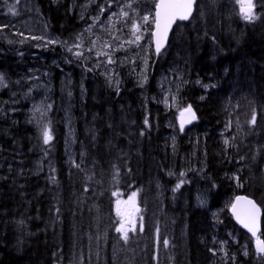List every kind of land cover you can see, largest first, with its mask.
Listing matches in <instances>:
<instances>
[{"label": "trees", "instance_id": "1", "mask_svg": "<svg viewBox=\"0 0 264 264\" xmlns=\"http://www.w3.org/2000/svg\"><path fill=\"white\" fill-rule=\"evenodd\" d=\"M37 2L60 41L83 25L72 0ZM209 5L198 0L193 18L175 27L150 63L147 89L125 68L118 85L95 70L80 85L71 67L72 88L80 90L70 89V106L62 107L61 70L40 60L55 94L45 97L51 139L37 153L39 167L32 152L42 115L24 92L29 62L3 47L0 264H264L257 240L230 215L236 196L253 198L263 210L264 241V0H255L251 20L229 12L225 0ZM59 46L46 47L45 56L63 54ZM169 74L178 101L197 115L178 132L160 87ZM200 184L209 193H198ZM133 191L140 226L125 233L118 199Z\"/></svg>", "mask_w": 264, "mask_h": 264}, {"label": "rangeland", "instance_id": "2", "mask_svg": "<svg viewBox=\"0 0 264 264\" xmlns=\"http://www.w3.org/2000/svg\"><path fill=\"white\" fill-rule=\"evenodd\" d=\"M157 1L72 0L73 9H77L78 4V14L83 25L70 38L60 41L59 38L50 34L37 0H0V51L3 47H7L5 55L10 53L11 56L19 57L22 62H29L24 81L29 84L30 91L24 92H28L34 100L31 104L35 103V113L44 114L47 104L45 97L49 92L55 94L49 89L46 81V77H50V71L40 66V60L43 63L49 62L52 67L61 70L64 87L60 90L58 101L62 107L70 106L71 94L73 91L80 90L78 87H75V90L72 88L75 86L76 73L69 70L71 67L75 68L74 70L78 71L82 77L80 85H84L85 74L89 70L102 72L109 84L118 85L120 69L125 68L136 73L139 85L147 89L150 63L156 56L153 47V30ZM207 1L211 8L217 7L219 2V0ZM225 3L229 12H235L233 10L237 9L241 13V4L238 0H225ZM252 3L254 4L255 0H252ZM145 17H147L146 20ZM49 45H60L59 47L64 51L63 54L48 59L45 55L49 54L44 52ZM55 53L53 52V55ZM22 62L19 63L23 64ZM177 70L174 71L179 72ZM0 75L3 76V82L0 83L1 90L9 80L6 72L0 70ZM173 79L175 78L172 74L163 77L160 87L163 91V99L171 111L170 127L178 132L182 114L189 107L178 101L177 87L174 86ZM18 93L23 92L19 91L14 96ZM65 118L69 143L72 144L74 126L68 107L65 108ZM36 124H38L37 119ZM37 127L44 132H49V126L45 125L43 115ZM41 130L39 143L33 146L32 152L36 155L37 167L42 160V157L38 158L37 153H40L50 141L45 143L44 133ZM31 167L29 172L34 175L37 173L34 162ZM200 188L198 193H209L208 188L201 184ZM118 213L122 220L120 226L122 232L126 233L140 226L141 210L137 192L133 191L127 197H119Z\"/></svg>", "mask_w": 264, "mask_h": 264}, {"label": "water", "instance_id": "3", "mask_svg": "<svg viewBox=\"0 0 264 264\" xmlns=\"http://www.w3.org/2000/svg\"><path fill=\"white\" fill-rule=\"evenodd\" d=\"M161 2L162 0H158L157 5L155 7V11H156L155 25L153 30V47L157 56H159L168 47L171 35L177 24L181 22L185 23L192 19V17L196 12V5H197V0H194L192 11L189 14L188 18L185 20H181L179 19V17H177L165 32L163 31V29L158 30L156 28V13L158 11V5H160ZM165 2H169V0H165ZM171 2H180V0H171ZM158 44H159V50H157ZM195 121H196V114L194 110L192 109L191 111L186 110L183 113L182 119L180 120V127L182 130L186 128H190L191 126L194 125ZM238 197L242 199H237ZM249 201H251V203H249ZM253 205L255 207H253ZM230 214L233 217L236 225L240 229L245 231L248 235L252 236L254 239L260 238V235L262 233L263 210L254 199L243 194L236 196L232 203ZM253 222H254L255 234H253V232L249 230V227L245 226L246 223L252 225ZM257 248H258V242H257Z\"/></svg>", "mask_w": 264, "mask_h": 264}, {"label": "snow or ice", "instance_id": "4", "mask_svg": "<svg viewBox=\"0 0 264 264\" xmlns=\"http://www.w3.org/2000/svg\"><path fill=\"white\" fill-rule=\"evenodd\" d=\"M193 2L194 0H180V2H171V0H169V2H165V0H162L161 4L158 5V11L156 13V28L158 30L163 29V31L166 32L168 27L177 17H179V19L181 20L187 19L192 11ZM238 2H240L241 4V13L243 14V18L245 20L254 19L252 15V10L254 8L252 0H238ZM10 11H12V9H10ZM146 19L147 17H145V20ZM157 50H159V44ZM76 55H80V53H76ZM2 82L3 76L0 75V83ZM187 111H191L190 106ZM44 138L45 143H48V141L51 139L48 131L44 132ZM237 199L242 198L238 197ZM249 203H251V201H249ZM253 207L255 206L253 205ZM245 226L249 227V230L252 231L253 234H255L254 222L252 225L246 223ZM119 230L120 229H118V231ZM164 243L167 244V241H165ZM258 250L264 253V241H258Z\"/></svg>", "mask_w": 264, "mask_h": 264}, {"label": "bare ground", "instance_id": "5", "mask_svg": "<svg viewBox=\"0 0 264 264\" xmlns=\"http://www.w3.org/2000/svg\"><path fill=\"white\" fill-rule=\"evenodd\" d=\"M261 254H263V253H261Z\"/></svg>", "mask_w": 264, "mask_h": 264}]
</instances>
